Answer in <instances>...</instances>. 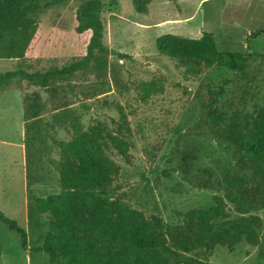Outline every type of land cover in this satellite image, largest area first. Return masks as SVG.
Here are the masks:
<instances>
[{
  "label": "rangeland",
  "instance_id": "374dc122",
  "mask_svg": "<svg viewBox=\"0 0 264 264\" xmlns=\"http://www.w3.org/2000/svg\"><path fill=\"white\" fill-rule=\"evenodd\" d=\"M82 3L71 0L44 10L38 17L41 57L0 59V74L47 71L80 60L84 44L74 34V13ZM102 19L103 43L112 52L105 70L93 64L69 85L56 83L50 90L17 79L0 91V212L27 231L30 248L41 246L49 233L51 216L39 214L35 201L61 193L59 143L75 137L72 123L84 131L98 123L110 129L118 121L128 123L127 159L108 152L121 166L114 182L118 198L167 228L182 224L189 210L212 208L215 197L223 196L201 189L206 170L221 177L236 169L234 148L214 138L204 123L206 109L264 116V58L236 73L186 56H162L157 48L166 34L187 39L207 34L222 52L264 55V0H153L147 13H138L132 0H104ZM36 98L40 116L29 108ZM192 149L198 156L187 174L182 156ZM227 211L232 218L241 216L233 205ZM254 214L262 220L258 246L242 242L233 251L219 246L208 259L196 251L184 254L180 264L192 259L264 264V210ZM0 239V264H50L47 254L25 251L20 235L4 223Z\"/></svg>",
  "mask_w": 264,
  "mask_h": 264
},
{
  "label": "trees",
  "instance_id": "16d2710c",
  "mask_svg": "<svg viewBox=\"0 0 264 264\" xmlns=\"http://www.w3.org/2000/svg\"><path fill=\"white\" fill-rule=\"evenodd\" d=\"M68 1L71 0H0V59L41 57L38 17L44 10ZM152 1L132 0L138 13H147ZM103 7L104 0H83L74 13V34L84 44L80 60L47 71L29 73L20 69L0 74V91L17 79L50 90L56 83L69 85L93 64L105 70L112 52L103 43ZM157 48L162 56L174 59L186 56L207 67L218 66L236 73L264 58L261 54L222 52L214 37L207 34L195 39L166 34L157 39ZM117 55L121 59L130 58L127 54ZM216 94L220 97L223 93ZM38 99L29 105L36 116L43 111L37 105ZM204 123L214 138L234 148L236 169L221 177L206 170L207 178L201 181V189L224 194L216 196L214 206L208 210L187 211L180 225L164 228L157 217L148 219L118 198L114 182L121 166L108 152L114 150L127 159L132 147L128 140L131 129L124 121L116 122L115 129L98 123L87 131L72 123L75 137L59 143L63 158L61 193L52 199L35 201L39 214L51 216L50 230L41 246L30 248L27 231L3 212L0 223L20 235L25 251L47 254L50 264H180L184 254L196 251L207 254L208 259L219 246L230 251L242 242L258 246L262 220L254 213L264 210V116L241 112L230 116L223 112L216 114L208 107ZM197 153V149H192L183 154L185 173L193 169ZM73 158L77 163L74 164ZM229 205L235 207L239 218L231 217ZM82 210L89 215L80 216ZM189 262L209 264L194 259Z\"/></svg>",
  "mask_w": 264,
  "mask_h": 264
}]
</instances>
